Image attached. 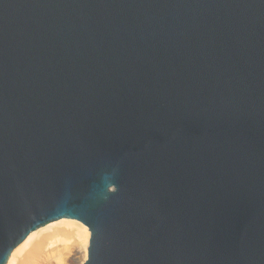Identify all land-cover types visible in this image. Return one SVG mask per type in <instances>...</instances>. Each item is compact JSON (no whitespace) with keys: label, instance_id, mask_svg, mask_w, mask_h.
<instances>
[{"label":"water","instance_id":"water-1","mask_svg":"<svg viewBox=\"0 0 264 264\" xmlns=\"http://www.w3.org/2000/svg\"><path fill=\"white\" fill-rule=\"evenodd\" d=\"M63 219L84 264H264V0H0V264Z\"/></svg>","mask_w":264,"mask_h":264},{"label":"bare ground","instance_id":"bare-ground-1","mask_svg":"<svg viewBox=\"0 0 264 264\" xmlns=\"http://www.w3.org/2000/svg\"><path fill=\"white\" fill-rule=\"evenodd\" d=\"M90 233L74 220H59L31 233L7 264H84Z\"/></svg>","mask_w":264,"mask_h":264}]
</instances>
